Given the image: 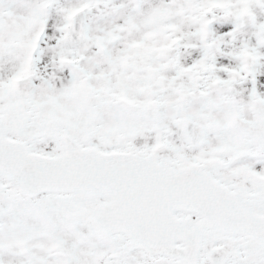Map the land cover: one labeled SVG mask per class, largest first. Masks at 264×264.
Instances as JSON below:
<instances>
[{"label": "snow or ice", "instance_id": "1", "mask_svg": "<svg viewBox=\"0 0 264 264\" xmlns=\"http://www.w3.org/2000/svg\"><path fill=\"white\" fill-rule=\"evenodd\" d=\"M0 264H264V0H0Z\"/></svg>", "mask_w": 264, "mask_h": 264}]
</instances>
